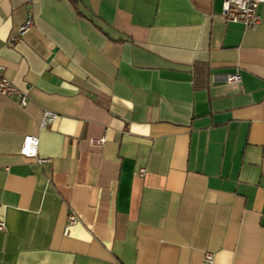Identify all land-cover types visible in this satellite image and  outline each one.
Segmentation results:
<instances>
[{"label":"crops","instance_id":"crops-1","mask_svg":"<svg viewBox=\"0 0 264 264\" xmlns=\"http://www.w3.org/2000/svg\"><path fill=\"white\" fill-rule=\"evenodd\" d=\"M223 2L0 0V264H264V3Z\"/></svg>","mask_w":264,"mask_h":264},{"label":"built area","instance_id":"built-area-1","mask_svg":"<svg viewBox=\"0 0 264 264\" xmlns=\"http://www.w3.org/2000/svg\"><path fill=\"white\" fill-rule=\"evenodd\" d=\"M264 3V0H224L222 7V15L226 21H241L248 28H255L261 21L259 6ZM34 25V17L31 10L28 11V16L25 22L20 26L19 30L12 35V40H18L20 37L29 31ZM242 79L239 71L228 74L227 81L229 83H238ZM8 97L17 99L21 106H26L29 102L28 92L14 84L4 73V67L0 64V98ZM58 117V113L43 109L40 120V126L46 128L50 123L54 122ZM95 142H103L104 138L93 140ZM39 138L33 134H26L23 138L20 152L28 157H36L40 163L49 161V158L38 157ZM146 169L141 168L139 173L143 175ZM79 216L75 211H70L67 216V221L64 227V233L69 234L70 230L77 224ZM4 228V223L0 222V229ZM214 253L205 251L204 260L209 264H214Z\"/></svg>","mask_w":264,"mask_h":264}]
</instances>
